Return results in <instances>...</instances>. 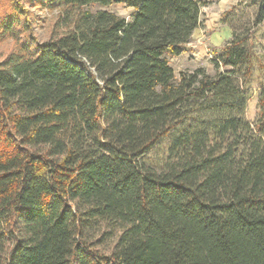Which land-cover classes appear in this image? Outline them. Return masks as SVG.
<instances>
[{
	"label": "trees",
	"instance_id": "1",
	"mask_svg": "<svg viewBox=\"0 0 264 264\" xmlns=\"http://www.w3.org/2000/svg\"><path fill=\"white\" fill-rule=\"evenodd\" d=\"M252 27L264 0H252ZM122 4L130 20L93 5ZM66 32L38 42L26 7ZM200 0H15L0 15V264H264L252 30L176 76ZM225 24L228 25L227 22ZM168 142L163 147L164 142Z\"/></svg>",
	"mask_w": 264,
	"mask_h": 264
},
{
	"label": "rangeland",
	"instance_id": "2",
	"mask_svg": "<svg viewBox=\"0 0 264 264\" xmlns=\"http://www.w3.org/2000/svg\"><path fill=\"white\" fill-rule=\"evenodd\" d=\"M203 8L200 28L204 29L205 23L211 13L220 12L221 19L219 30L232 31L234 27L239 35H243L247 28L252 29L249 32L251 36V49L253 52V70L252 76L244 84V89L248 93L249 100L246 110L247 121L254 126L260 118L259 99L261 91L264 88V26L252 27V19L255 11L252 0H200ZM15 0H0V15L6 14ZM224 2L223 5L219 3ZM223 6V7H222ZM31 15L32 32L38 42L48 41L52 37H58L66 32V29L61 25V13L50 11L48 9L26 7ZM89 11H109L117 14L127 20H130L134 14V9L128 8L122 4H113L105 7L101 5H93L87 8ZM225 22L228 23L225 24ZM208 35V34H207ZM233 37V36H232ZM232 37L225 39L224 36L218 37L214 42L208 38H194L187 46V52L182 59L172 58L170 62L174 68L175 74L179 77L183 71H193L196 68L203 67L209 74L215 75V69L212 60L215 58V53L222 50ZM16 48V41L13 39L0 40V62L4 60ZM183 56V55H182ZM168 142L163 143L166 147Z\"/></svg>",
	"mask_w": 264,
	"mask_h": 264
},
{
	"label": "crops",
	"instance_id": "3",
	"mask_svg": "<svg viewBox=\"0 0 264 264\" xmlns=\"http://www.w3.org/2000/svg\"><path fill=\"white\" fill-rule=\"evenodd\" d=\"M208 2H209V0H208ZM223 3L224 2L219 3L220 7H221V5H223ZM203 11L204 10L202 8V10H201L202 15L204 13ZM220 21H222L220 12H215L214 14L211 13L208 20L205 23L206 28L204 29V31L202 28H198L193 35V39L197 38L201 42H203L202 39L208 38L209 41L214 42L216 39H218V37H221V35L224 36L225 39L231 38L232 37V31L229 28L226 31L225 30H222V31L219 30V27H220L219 22ZM183 57H184V55L181 57H178V59H182ZM171 66H172V64H171Z\"/></svg>",
	"mask_w": 264,
	"mask_h": 264
}]
</instances>
